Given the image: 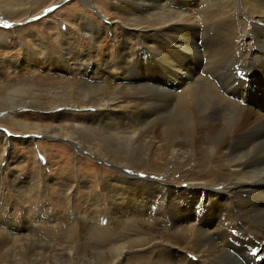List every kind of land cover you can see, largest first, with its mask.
Instances as JSON below:
<instances>
[{
	"label": "bare ground",
	"instance_id": "1",
	"mask_svg": "<svg viewBox=\"0 0 264 264\" xmlns=\"http://www.w3.org/2000/svg\"><path fill=\"white\" fill-rule=\"evenodd\" d=\"M46 1L0 0V13L18 23L31 17L36 7L45 9ZM81 1L100 9L97 1ZM193 2L192 6L186 0H130L134 13L124 23L130 29L114 44L112 64H105L111 75L110 67L114 69L119 87H109L99 68L91 66L92 58L79 52L70 62L59 55L56 65L52 55L45 59L48 65L62 63L86 78L69 89L71 96L77 91L84 96L80 103L64 102L55 109L95 108L90 120H97L96 124L72 120L66 130L52 128L47 134L72 141L88 135L77 145L122 175L104 181V193L101 189L86 198L97 212L76 217L73 211V222L65 218L73 235L81 221L85 252L45 236L50 231L42 226L50 221L47 206H41L39 217L25 218L33 233L20 243L25 256L16 257L7 247L15 264H130L127 255L135 249L152 254L135 257L136 264H264V115L253 105L264 98L257 96L247 104L243 90L235 92L230 83L247 75L264 81V0ZM205 25L201 36L207 65L201 73L174 59L178 52L201 59L194 39ZM83 26L78 30L84 34L73 44L89 35L96 37L99 31L84 18ZM57 28L55 24L51 29ZM58 33L48 51L56 46L69 54L72 50ZM146 56L148 70L157 62L173 77L175 90L145 81L140 58ZM91 95H98L95 102ZM63 115L59 112L60 118ZM22 126L16 122L17 128L28 127ZM54 129L63 133L54 134ZM145 171L155 177L140 179L139 173ZM15 183L12 188L22 194ZM1 191L0 187V204L6 205ZM190 205L194 214L186 212ZM126 211L132 215L128 220ZM103 218L113 220L115 224H109L114 229L94 228ZM36 222L42 228L34 226ZM153 230L161 231L160 236ZM41 233L44 236L39 237ZM2 240L14 245L18 241L8 234Z\"/></svg>",
	"mask_w": 264,
	"mask_h": 264
},
{
	"label": "rangeland",
	"instance_id": "2",
	"mask_svg": "<svg viewBox=\"0 0 264 264\" xmlns=\"http://www.w3.org/2000/svg\"><path fill=\"white\" fill-rule=\"evenodd\" d=\"M91 1H97L100 9L92 5H85L81 0H57L55 3H50L51 1L48 0L45 2L48 4L45 9L36 7L31 10H35L33 15H30L31 17L18 23L5 18L0 13V31L4 30L0 32V187L2 189L1 195L6 197V205L0 204V240L3 242L2 239L7 234L18 239L15 245L9 241L8 243L0 241V264H15L8 248L14 250L13 254L16 257L18 254V257L25 256L20 243L33 234L28 228L25 218L31 217L34 220L35 216L39 217L40 214L38 215V213L42 212L41 206H47L45 212L49 215L50 222L47 223L48 225L43 223V226L42 223L36 222L34 226L39 229L42 226L43 230L49 229L50 233L45 235L49 240H56L58 244L61 243L65 246H79V250L85 252L83 244L86 241L83 230H81L83 228L81 221L76 222L73 235L65 218L68 216L73 222L75 219V215H71L73 211L77 214L76 217L89 212L91 214L97 212L86 198L88 199L91 194L93 195V192L101 189L104 193L102 183L104 181L110 182L114 177L119 178L122 175L114 166L96 158L87 150L79 147V144L77 145L78 141L83 142L84 138H88V135H78L75 137L77 141H72L63 137L52 138L51 135L47 134L52 128L66 130V125L72 120H76L77 123L86 122L89 124H96L97 122V120H90L95 115V108L74 110L61 107L55 109L58 104L64 102L80 103L84 96H81L78 91L71 96L69 89L71 87L76 88L79 85L78 80H86V78L77 77L78 74L82 75L80 71L71 72L62 63L57 64L56 67H53L52 64L48 65L45 59H48L50 55H52L51 59L55 60L56 65L59 55L70 62L79 52L86 59L92 58L91 66L99 68L100 75L102 74L107 79L109 87L121 86L116 79L117 74L114 69L110 67L111 75L105 64L108 66L112 64L114 55H116L114 44L117 40L125 37L126 31L130 29V27L127 30L124 28V23L127 24V20L134 13L129 4L130 0ZM177 1L182 3L184 0ZM192 1L186 0L188 4L193 6L195 4ZM83 18L86 19V24L91 22L92 26L99 31L96 37L89 35L87 38H83L82 42L78 41L77 44L76 42L73 44L77 36H82ZM62 22L64 23L62 24ZM55 24L59 28L51 29ZM203 27L199 28L198 38L194 39L201 50V59L193 58L190 54H183L182 52H178L179 58L176 56L174 59V61L182 60V66L188 65L190 69H195L201 73L207 65L203 56L206 43L203 42L201 36L206 25ZM59 30L66 42L65 45L72 50L69 54L61 52V49L56 46H53L54 48L50 52L47 49V45L59 36ZM146 60L147 56L140 58L145 81L152 84L161 82L163 87H166L165 89L175 90L177 88L178 85L174 83L173 77L166 75V72L158 67L157 62L156 66L152 67L153 69L148 70L149 65ZM250 76H238L237 82L230 81L235 92L240 93L243 90V94L249 100L246 102L247 104L248 102L252 104L251 99H256L257 96L264 98V81L259 76ZM178 77L185 79L181 75ZM244 77H247L246 86L242 82ZM220 83L223 90L226 91L228 87L224 83ZM237 96L238 93L235 97ZM90 97L95 102L98 95H91ZM30 103L38 105L31 108L29 107ZM253 105L257 112L260 111L259 113L264 115V102L258 101ZM59 112L64 114L63 117L60 118ZM4 118L6 120H3ZM17 121H21L22 127L28 126L29 128H17ZM37 128L44 132L37 134L39 130ZM56 129L52 131L54 134L63 133V130ZM145 172L139 173L140 179L155 177H152L150 172ZM126 173H130V171L127 170ZM178 177L179 175L176 179ZM14 181L18 187L22 188V194H17L15 188H12L11 185H14ZM124 202L126 205V201ZM192 208L193 206L190 205L186 212H190ZM129 212H125L124 219L131 218L132 215ZM194 212L191 211L190 214H194ZM108 219L103 218L99 224L94 225V228L97 229L102 226L103 228L114 229V226L109 224L114 225V221ZM50 228H56V230L51 231ZM143 230L146 231L145 228ZM151 233L160 236L161 231L153 230ZM70 235L71 237L74 236L71 241L69 240ZM40 236H44V234L41 233ZM8 240L11 241V239ZM18 245L20 246L17 247ZM144 255L151 256L152 254H149L148 250L135 249L127 255V258L130 260V264H136L135 257ZM65 257L68 258L66 254ZM24 264L34 263L25 261Z\"/></svg>",
	"mask_w": 264,
	"mask_h": 264
}]
</instances>
